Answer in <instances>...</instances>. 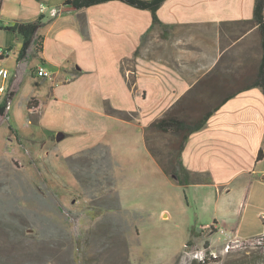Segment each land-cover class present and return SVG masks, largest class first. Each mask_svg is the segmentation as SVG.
<instances>
[{"label":"crops","instance_id":"crops-1","mask_svg":"<svg viewBox=\"0 0 264 264\" xmlns=\"http://www.w3.org/2000/svg\"><path fill=\"white\" fill-rule=\"evenodd\" d=\"M64 2L0 0L1 25L40 21L22 57L23 36L0 30L12 101L6 116L0 113V141L8 143V157H20L26 141L45 149L46 170H68V158L93 154L103 144L115 166L99 162V168L115 185L118 204L125 196L119 181L137 184L156 177L190 192L194 200L206 187L215 189V202L231 194L239 202L223 206L224 212L264 208V93L256 85L263 49L253 18L255 0H163L156 22L148 9L120 0L76 10H64ZM52 8L59 12L51 15ZM39 66L48 77L37 73ZM25 85L28 92L22 96ZM65 89L72 90L70 97ZM64 101L73 109L61 108ZM80 105L99 107L98 115L77 111ZM207 113L203 126L183 142L180 132L151 127L165 118L193 125ZM86 127L98 131L95 140L73 139ZM164 134L171 138L163 141ZM149 141L159 153L170 154L157 157ZM13 169L19 171L16 165ZM172 169L182 178L185 169L191 180L180 184ZM64 178L50 180L66 184ZM13 181L23 183L18 177ZM260 216L256 234L263 232V210ZM212 226L216 230L208 236L206 225L189 229L183 247L188 241H212L219 229L241 239L254 237L239 222L225 229L214 217Z\"/></svg>","mask_w":264,"mask_h":264},{"label":"rangeland","instance_id":"rangeland-1","mask_svg":"<svg viewBox=\"0 0 264 264\" xmlns=\"http://www.w3.org/2000/svg\"><path fill=\"white\" fill-rule=\"evenodd\" d=\"M83 82L87 85L86 79ZM70 89H65L67 97ZM27 92L25 85L19 93ZM61 108L73 109L69 101L62 102ZM76 110L95 118L99 107L80 105ZM82 131L73 139L88 143L97 138L96 129ZM170 138L164 134L163 141ZM22 142L21 156L10 158L8 143L5 138L0 141V264H188L193 261L188 252L202 248L218 253L206 264H264V241L255 242L261 234L256 233L262 227L260 211L264 208L245 206L241 213L224 212V207L239 202H233L231 194L215 202V189L206 187L197 191L194 200L190 192L156 177L137 184L119 181L118 189L125 191L119 206L115 185L109 183L107 170L99 168V162L106 168L115 166L103 144L96 145L93 154L68 158V170L51 171L42 165L50 160L45 149ZM148 144L157 157L165 159L170 154L159 153L150 141ZM13 165L19 167L18 172ZM59 176L68 178L63 181L66 184L50 180ZM16 177L23 183L16 185ZM214 217L223 228L239 222L254 237L241 239L230 234L225 239L218 230L212 241L183 247L189 229L206 225L205 235L213 234ZM29 226L33 231L29 232ZM226 242L230 248L221 252Z\"/></svg>","mask_w":264,"mask_h":264},{"label":"trees","instance_id":"trees-1","mask_svg":"<svg viewBox=\"0 0 264 264\" xmlns=\"http://www.w3.org/2000/svg\"><path fill=\"white\" fill-rule=\"evenodd\" d=\"M109 0H65L63 9L64 10H76L82 7H87L93 4L105 2ZM125 3H128L134 7L140 8V9H148L151 12L152 20L153 22H156L158 20L156 16V10L161 4L163 0H120ZM263 9H264V0H255L254 3V12H253V18L255 22L258 24V28L261 34V40H262V58L259 68V75L256 85H259L264 93V21H263ZM40 25V21L37 20L35 22H27V23H13L11 25H1L0 24V30H6L11 32H18L23 36V42H22V48L20 50L19 56H24L26 53L27 48L29 47L33 36L37 30V28ZM0 113L2 114V109H0ZM209 114L203 115L196 123L193 125H187L182 122L172 120L170 118H165L157 121L156 123H153L151 127L156 128L161 131L167 130V128H171L175 132H180L182 134V142L186 139L187 135L192 132L193 130H197L201 128ZM174 121V122H173ZM182 149V143L179 146L178 154L179 157L180 150ZM260 154V153H259ZM165 172H168L165 170ZM172 174H175L177 176V181L180 184H187L191 180L189 178L188 172L183 169V172L186 174L184 178L180 177L178 169H172L170 170ZM197 179V178H196ZM198 180V179H197ZM209 178L207 177L205 179L206 182H209ZM197 182V181H195ZM190 242H187V245ZM188 264H206V261L200 262V261H191Z\"/></svg>","mask_w":264,"mask_h":264},{"label":"built area","instance_id":"built-area-1","mask_svg":"<svg viewBox=\"0 0 264 264\" xmlns=\"http://www.w3.org/2000/svg\"><path fill=\"white\" fill-rule=\"evenodd\" d=\"M59 12V9L52 8L50 9L51 15H56ZM7 55V51L0 48V109H2L3 116H6L7 112L11 109V91L8 88L7 80L9 78V71L8 69L2 64L3 57ZM37 73L42 76L49 75L48 72L45 71V69L42 66H39L37 68ZM219 232L225 239L229 238L231 232L226 233L223 229H219ZM264 241V232L259 234L257 238L255 239V242L257 244H261ZM188 245L185 244V247ZM210 248V247H209ZM230 248L229 242H226L221 249L222 251H227ZM191 260H197L200 262L207 261L209 259H214L217 257V252L215 249H200V250H192L188 252Z\"/></svg>","mask_w":264,"mask_h":264},{"label":"water","instance_id":"water-1","mask_svg":"<svg viewBox=\"0 0 264 264\" xmlns=\"http://www.w3.org/2000/svg\"><path fill=\"white\" fill-rule=\"evenodd\" d=\"M59 136H61V135L58 134V135L56 136L57 140L59 139Z\"/></svg>","mask_w":264,"mask_h":264}]
</instances>
